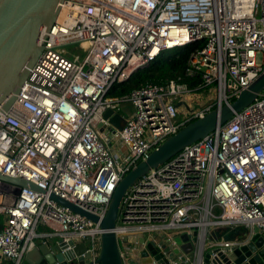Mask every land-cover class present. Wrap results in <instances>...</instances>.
I'll return each mask as SVG.
<instances>
[{
    "label": "built area",
    "instance_id": "1",
    "mask_svg": "<svg viewBox=\"0 0 264 264\" xmlns=\"http://www.w3.org/2000/svg\"><path fill=\"white\" fill-rule=\"evenodd\" d=\"M197 41L204 45L184 73L197 81L194 89L176 80L110 96L162 52ZM39 44L12 106L0 108V175L41 192L0 181V264H21L36 240L51 239L72 242L62 253L84 244L72 263L96 264L100 223L123 177L264 74V0H64ZM203 93L207 102L187 105V95ZM107 112L122 117L121 130ZM219 228L241 230L233 240L210 242ZM114 232L122 264H203L206 251H241L256 236L261 246L241 264H264V90L227 124L137 180ZM181 236L193 247L192 260L174 241Z\"/></svg>",
    "mask_w": 264,
    "mask_h": 264
},
{
    "label": "water",
    "instance_id": "2",
    "mask_svg": "<svg viewBox=\"0 0 264 264\" xmlns=\"http://www.w3.org/2000/svg\"><path fill=\"white\" fill-rule=\"evenodd\" d=\"M63 2L64 0H0V108L2 111H7L15 101L19 88L24 84L42 51V46L39 44L40 35L43 29L49 30L54 24ZM263 90L264 74L242 91L230 106H224L219 111L214 110L203 119L188 124L165 140L144 162L139 163L123 177L113 193L108 212L100 223V228L104 232L101 235L100 253L96 264H122L114 230L122 200L128 189L151 169L163 165L185 147L207 137L217 128L227 124L235 114L253 103ZM176 107H180V104H177ZM104 118L109 119L114 128L121 130L122 117L119 114L113 115L112 112H107ZM0 181L16 185L19 188L41 192L39 188L25 180L0 175ZM50 199L94 223L97 222L94 216L53 195L50 196ZM254 232L257 230L254 229ZM255 239L248 248L233 253H221L219 250L206 251L203 256V264H241L245 257H249L256 248L261 246L262 240L258 238L255 241ZM187 240L185 236L174 238L181 250L192 260L193 247L187 243ZM67 245L72 246V242ZM67 245L57 242L55 239L48 240L28 251L21 264H74L71 259L75 255L82 254L86 247L84 244H79L73 248L72 252L62 253ZM147 249L153 255L156 254L155 244L149 243ZM145 256L146 253H143L144 263L148 261ZM89 259L90 254H86V261ZM76 263L83 264L84 262L78 259ZM6 264L9 263L6 262Z\"/></svg>",
    "mask_w": 264,
    "mask_h": 264
},
{
    "label": "trees",
    "instance_id": "3",
    "mask_svg": "<svg viewBox=\"0 0 264 264\" xmlns=\"http://www.w3.org/2000/svg\"><path fill=\"white\" fill-rule=\"evenodd\" d=\"M203 45V41H197L185 47L162 52L148 66L132 74L127 81L114 85L110 91V96L128 95L145 84L164 86L169 81L176 80L188 88L194 89L197 81L185 77L184 73L190 56L202 49Z\"/></svg>",
    "mask_w": 264,
    "mask_h": 264
},
{
    "label": "rangeland",
    "instance_id": "4",
    "mask_svg": "<svg viewBox=\"0 0 264 264\" xmlns=\"http://www.w3.org/2000/svg\"><path fill=\"white\" fill-rule=\"evenodd\" d=\"M206 93L203 94H190L189 96H186V102L187 105L190 108H196L198 105H200L201 103L207 102V99L205 98ZM209 103V102H208ZM122 109H127V110H132L131 106L129 104H123L121 106ZM2 220V217H0V222ZM241 229H235V230H230L227 229L226 231H223L221 234H217V239H225V240H233L235 238V236L238 235L239 231Z\"/></svg>",
    "mask_w": 264,
    "mask_h": 264
},
{
    "label": "crops",
    "instance_id": "5",
    "mask_svg": "<svg viewBox=\"0 0 264 264\" xmlns=\"http://www.w3.org/2000/svg\"><path fill=\"white\" fill-rule=\"evenodd\" d=\"M122 111V110H121ZM2 223V220L0 222V224ZM227 228H219V229H216L214 230L213 232H211V236H210V242L211 241H214V242H220V241H223L225 239L221 238V239H217V234H221L223 231H226ZM44 231V229L42 227H39L38 228V232L39 233H42ZM240 232V231H239ZM236 237V236H235ZM44 241L43 240H36L35 241V244L37 246L41 245ZM3 264H6V261H3Z\"/></svg>",
    "mask_w": 264,
    "mask_h": 264
}]
</instances>
